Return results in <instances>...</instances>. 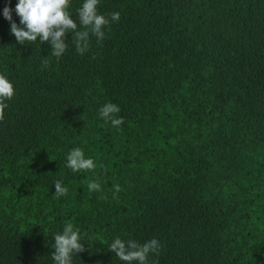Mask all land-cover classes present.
I'll use <instances>...</instances> for the list:
<instances>
[{
    "label": "trees",
    "instance_id": "obj_1",
    "mask_svg": "<svg viewBox=\"0 0 264 264\" xmlns=\"http://www.w3.org/2000/svg\"><path fill=\"white\" fill-rule=\"evenodd\" d=\"M17 2L0 0V264H53L68 223L87 242L73 264H125L116 236L156 238L148 264H264V0H99L120 19L83 54L67 32L60 57L16 41ZM73 147L93 170L66 166Z\"/></svg>",
    "mask_w": 264,
    "mask_h": 264
},
{
    "label": "clouds",
    "instance_id": "obj_2",
    "mask_svg": "<svg viewBox=\"0 0 264 264\" xmlns=\"http://www.w3.org/2000/svg\"><path fill=\"white\" fill-rule=\"evenodd\" d=\"M99 0H81L76 10L78 21L69 11L70 0H18L14 11L19 17V24L13 20V9L9 6L3 8V16L10 22V33L15 36L20 44L27 42L47 41L51 46V54L60 57L67 48L65 34L75 33L76 50L83 54L89 47L90 34L98 40L105 36L104 29L110 22L120 19V12L113 11L105 15L98 11ZM78 25L80 26L78 29ZM45 65L47 61H44ZM15 94L12 80L7 74L0 72V118L6 108V101ZM120 108L113 102H105L98 110V116L113 126H120L122 118L116 116ZM66 166L73 172L81 170H93L95 161L91 156H85L84 150L80 147H73L66 153ZM55 195L66 196L68 189L61 179H56ZM116 191L120 190L119 185L114 186ZM89 192L99 191L101 185L96 180H90L87 184ZM54 249L51 253L53 264H73L74 254L85 251L87 243L80 232L73 224L68 223L62 230L55 233ZM161 245L156 238H151L143 243L132 239L114 237L107 248L112 250L120 261L125 264H148L149 256L158 253Z\"/></svg>",
    "mask_w": 264,
    "mask_h": 264
}]
</instances>
